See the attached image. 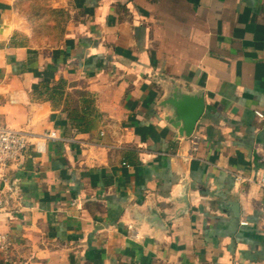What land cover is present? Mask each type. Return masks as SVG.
I'll list each match as a JSON object with an SVG mask.
<instances>
[{
  "label": "crops",
  "instance_id": "crops-1",
  "mask_svg": "<svg viewBox=\"0 0 264 264\" xmlns=\"http://www.w3.org/2000/svg\"><path fill=\"white\" fill-rule=\"evenodd\" d=\"M0 127V264H264V0H0Z\"/></svg>",
  "mask_w": 264,
  "mask_h": 264
},
{
  "label": "built area",
  "instance_id": "built-area-1",
  "mask_svg": "<svg viewBox=\"0 0 264 264\" xmlns=\"http://www.w3.org/2000/svg\"><path fill=\"white\" fill-rule=\"evenodd\" d=\"M47 138L56 140L57 133L51 132ZM29 148L28 137L21 132H16L0 127V180L7 179L10 168L19 162ZM258 186L264 189V174L253 179Z\"/></svg>",
  "mask_w": 264,
  "mask_h": 264
},
{
  "label": "water",
  "instance_id": "water-1",
  "mask_svg": "<svg viewBox=\"0 0 264 264\" xmlns=\"http://www.w3.org/2000/svg\"><path fill=\"white\" fill-rule=\"evenodd\" d=\"M170 104L175 108L178 121L182 124L181 134L190 137L194 133L197 123L204 113V101L187 97L180 100H172ZM175 123L177 122L173 124Z\"/></svg>",
  "mask_w": 264,
  "mask_h": 264
},
{
  "label": "trees",
  "instance_id": "trees-1",
  "mask_svg": "<svg viewBox=\"0 0 264 264\" xmlns=\"http://www.w3.org/2000/svg\"><path fill=\"white\" fill-rule=\"evenodd\" d=\"M58 88L60 90H63L64 89V82H61L59 85H58Z\"/></svg>",
  "mask_w": 264,
  "mask_h": 264
}]
</instances>
